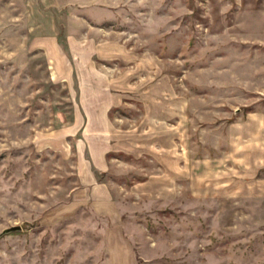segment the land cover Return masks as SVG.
I'll use <instances>...</instances> for the list:
<instances>
[{"label":"rangeland","instance_id":"obj_1","mask_svg":"<svg viewBox=\"0 0 264 264\" xmlns=\"http://www.w3.org/2000/svg\"><path fill=\"white\" fill-rule=\"evenodd\" d=\"M81 50L110 98L98 172L75 129L101 91L48 68ZM12 226L0 264H264V0H0Z\"/></svg>","mask_w":264,"mask_h":264},{"label":"crops","instance_id":"obj_2","mask_svg":"<svg viewBox=\"0 0 264 264\" xmlns=\"http://www.w3.org/2000/svg\"><path fill=\"white\" fill-rule=\"evenodd\" d=\"M83 44V42H81ZM80 53H85V51L76 52L72 60L73 63H62L60 61L61 67H57L52 60H50V76L52 79H58L61 82H68L71 84H84L89 86V91L83 93L81 98L83 100L94 101L98 97L96 95V91L100 89L102 104L94 106L90 104L87 107H81L82 114L84 116V123L82 126H78L75 130L76 133L80 132L82 137L84 138V145L87 152L88 160L85 161L86 166L89 167L90 170L93 171H104L106 167V151L109 146V125H108V112H110V103L108 93L103 87V76L99 74L91 59L82 56ZM80 54V55H79ZM88 59V60H87ZM64 74L60 75L59 69ZM100 75V76H99ZM101 85V86H99ZM92 90V91H91ZM80 98V97H79ZM254 124L251 125L250 128H245L246 133H252V131H247V129L253 130ZM260 128V127H259ZM76 144V143H75ZM94 179V177H93Z\"/></svg>","mask_w":264,"mask_h":264},{"label":"water","instance_id":"obj_3","mask_svg":"<svg viewBox=\"0 0 264 264\" xmlns=\"http://www.w3.org/2000/svg\"><path fill=\"white\" fill-rule=\"evenodd\" d=\"M20 230H21L20 226H12V227H9V228H6L5 230H3L0 234V236L10 234V233H14V232H18Z\"/></svg>","mask_w":264,"mask_h":264}]
</instances>
